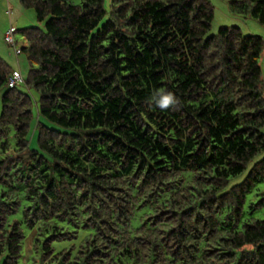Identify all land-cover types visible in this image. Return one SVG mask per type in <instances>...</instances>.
I'll use <instances>...</instances> for the list:
<instances>
[{
  "label": "trees",
  "instance_id": "1",
  "mask_svg": "<svg viewBox=\"0 0 264 264\" xmlns=\"http://www.w3.org/2000/svg\"><path fill=\"white\" fill-rule=\"evenodd\" d=\"M19 1L43 26L20 84L0 56V264L25 228L30 264H264L262 37L208 35V0Z\"/></svg>",
  "mask_w": 264,
  "mask_h": 264
},
{
  "label": "rangeland",
  "instance_id": "2",
  "mask_svg": "<svg viewBox=\"0 0 264 264\" xmlns=\"http://www.w3.org/2000/svg\"><path fill=\"white\" fill-rule=\"evenodd\" d=\"M214 8V20L212 22L211 30L208 35L217 33L222 26H238L243 33L253 34L262 37L264 41V25L260 24L251 16L233 15L231 14L226 0H208ZM72 3L79 4L80 0H72ZM110 0H105V6L109 7ZM43 26L39 24L32 9L22 7L19 0H0V56L11 65L13 69L19 70L25 77L28 65L23 54L16 55L12 46L4 41V35L8 29H14V40L19 47L24 39L19 32V29L29 26ZM260 66L262 69V76L264 80V51L260 56ZM3 90H0V94ZM34 94V92H32ZM36 94V93H35ZM241 179L238 177L236 180ZM256 189L264 191V184H259ZM255 192V191H254ZM253 192V193H254ZM252 197V194L248 196ZM256 217H263L264 210L257 211ZM26 239L24 242V259H21L18 264H30L26 260L30 257L32 249L31 231L25 228ZM63 244H59L58 249Z\"/></svg>",
  "mask_w": 264,
  "mask_h": 264
},
{
  "label": "built area",
  "instance_id": "3",
  "mask_svg": "<svg viewBox=\"0 0 264 264\" xmlns=\"http://www.w3.org/2000/svg\"><path fill=\"white\" fill-rule=\"evenodd\" d=\"M24 39V38H23ZM4 41L13 47L14 52L16 55L20 54L21 46H17V43L14 40V29H8L4 35ZM25 41V39H24ZM24 44V42L22 43ZM23 76L18 70H14L12 72V75L8 78V86L14 87L15 85H18L22 82Z\"/></svg>",
  "mask_w": 264,
  "mask_h": 264
}]
</instances>
